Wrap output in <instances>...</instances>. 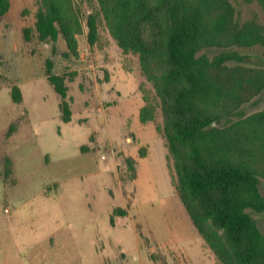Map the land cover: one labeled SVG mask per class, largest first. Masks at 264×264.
<instances>
[{
    "label": "rangeland",
    "instance_id": "374dc122",
    "mask_svg": "<svg viewBox=\"0 0 264 264\" xmlns=\"http://www.w3.org/2000/svg\"><path fill=\"white\" fill-rule=\"evenodd\" d=\"M230 1L239 21L264 23L257 1ZM39 2L19 1L11 24L18 16L31 23ZM99 27L90 45L83 25L78 55L69 57L62 37L41 41L32 29L27 46L16 33L0 37V264H220L179 198L162 112L139 119L142 96L157 100L138 54L123 53L103 21ZM222 51L244 56L228 65L264 67L261 45L199 54ZM48 58L52 73L65 77L69 121L47 80ZM263 107L264 89L215 125ZM259 189L264 194V178ZM247 211L264 232V212Z\"/></svg>",
    "mask_w": 264,
    "mask_h": 264
},
{
    "label": "trees",
    "instance_id": "16d2710c",
    "mask_svg": "<svg viewBox=\"0 0 264 264\" xmlns=\"http://www.w3.org/2000/svg\"><path fill=\"white\" fill-rule=\"evenodd\" d=\"M39 1L37 37L53 42L62 37L64 57L78 55L83 25L87 42L95 44L100 21L123 53L138 54L157 100L142 96L139 119L151 121L158 109L162 112L175 187L193 225L220 264H264V232L247 211L264 212L259 189L264 178V107L228 125H215L264 89V67L228 65L243 60L237 51L199 54L207 46L264 47V23L256 17L239 21L230 0ZM245 1H257L264 13V0ZM86 3L90 8L83 10ZM9 7V0H0V17ZM32 29L23 28L26 40ZM45 62L47 80L62 98V119L69 121L65 77L52 73L51 59ZM11 96L22 100L17 85ZM116 212L125 213L120 208Z\"/></svg>",
    "mask_w": 264,
    "mask_h": 264
},
{
    "label": "crops",
    "instance_id": "0c3cea01",
    "mask_svg": "<svg viewBox=\"0 0 264 264\" xmlns=\"http://www.w3.org/2000/svg\"><path fill=\"white\" fill-rule=\"evenodd\" d=\"M10 1V7L9 10L0 17V37L1 38H10L13 37L11 34L12 33H16V37H20L21 39V43L25 46H27V42L28 40H26L24 38L23 35V28L25 26L28 27H32L34 29V23H35V18H33L31 20V23H27V21H25L23 19V17H16L14 24H11V21L13 20V17L17 16L16 15V11L19 13L21 10L19 9L18 11V3L20 2H24V0H9ZM16 3L17 6L13 7V4ZM14 9V10H12ZM20 35V36H18Z\"/></svg>",
    "mask_w": 264,
    "mask_h": 264
}]
</instances>
